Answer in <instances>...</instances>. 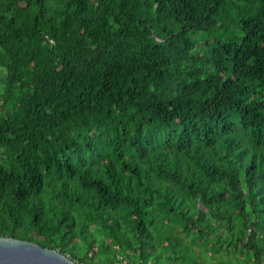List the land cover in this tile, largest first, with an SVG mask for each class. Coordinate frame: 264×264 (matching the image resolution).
Returning a JSON list of instances; mask_svg holds the SVG:
<instances>
[{
    "label": "trees",
    "instance_id": "1",
    "mask_svg": "<svg viewBox=\"0 0 264 264\" xmlns=\"http://www.w3.org/2000/svg\"><path fill=\"white\" fill-rule=\"evenodd\" d=\"M0 235L81 264H264V0H0Z\"/></svg>",
    "mask_w": 264,
    "mask_h": 264
},
{
    "label": "water",
    "instance_id": "2",
    "mask_svg": "<svg viewBox=\"0 0 264 264\" xmlns=\"http://www.w3.org/2000/svg\"><path fill=\"white\" fill-rule=\"evenodd\" d=\"M0 264H81L56 249L0 235Z\"/></svg>",
    "mask_w": 264,
    "mask_h": 264
},
{
    "label": "rangeland",
    "instance_id": "3",
    "mask_svg": "<svg viewBox=\"0 0 264 264\" xmlns=\"http://www.w3.org/2000/svg\"><path fill=\"white\" fill-rule=\"evenodd\" d=\"M4 78H5V69L3 67H0V92L2 91L4 86Z\"/></svg>",
    "mask_w": 264,
    "mask_h": 264
},
{
    "label": "built area",
    "instance_id": "4",
    "mask_svg": "<svg viewBox=\"0 0 264 264\" xmlns=\"http://www.w3.org/2000/svg\"><path fill=\"white\" fill-rule=\"evenodd\" d=\"M114 264H122V263H120V262H115Z\"/></svg>",
    "mask_w": 264,
    "mask_h": 264
}]
</instances>
